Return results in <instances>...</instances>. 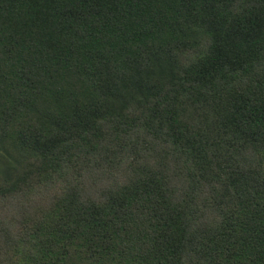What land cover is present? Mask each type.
Returning <instances> with one entry per match:
<instances>
[{
  "label": "trees",
  "instance_id": "1",
  "mask_svg": "<svg viewBox=\"0 0 264 264\" xmlns=\"http://www.w3.org/2000/svg\"><path fill=\"white\" fill-rule=\"evenodd\" d=\"M0 264H264V0H0Z\"/></svg>",
  "mask_w": 264,
  "mask_h": 264
}]
</instances>
